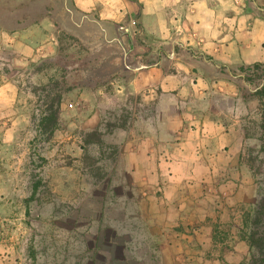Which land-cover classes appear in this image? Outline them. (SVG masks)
<instances>
[{
  "label": "crops",
  "instance_id": "0c3cea01",
  "mask_svg": "<svg viewBox=\"0 0 264 264\" xmlns=\"http://www.w3.org/2000/svg\"><path fill=\"white\" fill-rule=\"evenodd\" d=\"M70 2L77 25L95 22L121 52L107 56L115 70L106 84L63 90L78 89L75 123L65 103L51 133L38 129L47 135L42 173L53 191L43 201L63 240L51 245L62 253L57 263L245 264L244 222L263 194L264 166L252 163L263 157V116L258 87L235 70L264 62V0ZM14 15L0 14V264H37L38 235L24 222L25 192L39 169L28 164L33 119L20 75L28 70L41 85L57 79V39L49 15L5 26ZM121 103L127 117H109ZM106 130L122 133L111 140L119 157L113 207L89 212L72 151L81 178L87 147L103 146Z\"/></svg>",
  "mask_w": 264,
  "mask_h": 264
},
{
  "label": "rangeland",
  "instance_id": "374dc122",
  "mask_svg": "<svg viewBox=\"0 0 264 264\" xmlns=\"http://www.w3.org/2000/svg\"><path fill=\"white\" fill-rule=\"evenodd\" d=\"M19 2L26 4L22 6V8L20 7L19 10L14 11L17 16L27 12L30 18L33 19L37 13H46V15H49L50 18L53 19L57 49L55 60L50 65H56L57 67L54 78L61 80L63 76V78L66 79L62 87L63 89L68 86L74 88L83 84L88 88H94L106 84V82L113 78L112 72L115 70V65L109 57L111 54L120 53L121 49L118 46L110 45L104 41V31L99 28L95 22L85 20L82 21L80 25H77L76 23L79 22L80 15L73 9L70 0H0V14H3L5 11L8 12V10L4 8H19ZM64 7H67L69 11L72 10L73 15L71 16L70 12ZM47 65L46 67H49V64ZM236 69L235 71H240L239 68ZM240 72L243 76L244 72ZM245 72L251 74L252 69ZM20 79L22 80L21 85L26 89H24L26 91L24 97L25 101L29 102L28 111L33 119V124L29 125L27 128V133L34 134L32 137L33 141L30 143L28 164L30 167H34V169H39V171H35L37 173H34L35 175L31 178V188L25 192V196L29 198V202L26 204L27 215L24 223L32 226L31 228L38 235L36 237L38 243L36 247L38 249H36L37 254L35 256L37 261L35 262H37V264H53V262L57 263L62 253L57 251L56 256L53 255L51 253L52 246L60 244L63 240L58 236L60 234L58 231H56L55 237L53 236V232L50 230V225L53 222L47 217L48 207L51 206H48V204L43 201L44 198L53 193L52 189H49L46 173H42L46 166L43 159L45 152V143L43 139L46 138L47 135L40 134L36 124L41 109L45 108L44 99L42 97L43 92L41 90L44 85H41L39 81L34 82L28 70L21 73ZM257 81L258 79H254L250 86L253 88L257 87ZM261 82L262 81H259V84ZM237 84H240V82H237ZM245 84L249 83L245 81ZM107 96L109 100L112 99V94L110 92H107ZM79 98L78 89H73L70 94H65V96L63 94L59 106V116H62V113L65 112L62 107L66 103V106H68L66 109L70 111L66 116H70L73 123H75L76 121L74 119L79 118L78 108L75 106ZM69 100H71V104H69ZM127 111H129L127 106L121 103L118 107L116 105L114 110L108 109L107 115L111 117L112 114H118L120 119H122L125 116L127 117ZM60 127L62 128V125L59 124L58 129ZM35 132L37 135H35ZM113 132L115 133L108 131L104 133L105 139L103 141V146L90 144L87 147L82 157L85 167H83V171L80 172L81 178L74 170V168L79 166L78 158L80 154L75 151V149L72 151L73 180L79 181L82 179L87 183L89 212H92L91 209L97 205L102 211L107 213H109L113 207L111 205V184L112 181H114L115 168L119 161V157L116 155L111 140L118 135H122L121 132L118 134L116 130H113ZM252 135H255V133H252ZM261 136L264 140L263 129ZM259 149L263 157L253 158L252 163L256 168L264 166V145L259 146ZM261 174L264 176V172H261ZM78 192L79 190L76 191L77 194ZM100 196L102 199H100V203L96 204L95 197L99 198ZM34 199H40V204H35V202H33ZM72 208H76V206L74 207L72 205ZM56 223L62 225L63 221L59 220L56 221ZM91 223L93 224V221L89 220L88 224L91 225ZM60 225H57V229Z\"/></svg>",
  "mask_w": 264,
  "mask_h": 264
},
{
  "label": "trees",
  "instance_id": "16d2710c",
  "mask_svg": "<svg viewBox=\"0 0 264 264\" xmlns=\"http://www.w3.org/2000/svg\"><path fill=\"white\" fill-rule=\"evenodd\" d=\"M15 1V0H14ZM26 3L19 2V8H4L10 12H14L22 8ZM46 15V13H44ZM43 14L37 13L31 19L29 13L24 12L20 16H14L5 23V26L13 28L19 26L20 23L36 22ZM252 69L251 74L245 71ZM240 71L244 72L241 77L244 81L252 85L254 79H258L257 89L253 92L260 102L261 112L263 116V123L261 127L264 131V62H255L249 65L240 66ZM63 78V76H62ZM259 81H262L259 84ZM64 79H49L48 83L42 86V97L44 99L45 108L41 109L37 127L41 133H51L58 124L59 104L63 95ZM246 226L245 232L242 234L246 241L249 250V256L245 264H264V185L263 194L259 199L252 216L244 222Z\"/></svg>",
  "mask_w": 264,
  "mask_h": 264
}]
</instances>
